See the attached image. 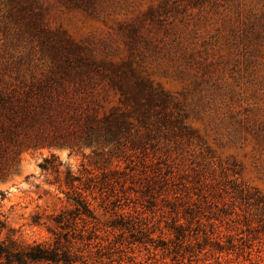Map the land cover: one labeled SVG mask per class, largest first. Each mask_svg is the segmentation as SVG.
<instances>
[{
    "label": "rangeland",
    "instance_id": "rangeland-1",
    "mask_svg": "<svg viewBox=\"0 0 264 264\" xmlns=\"http://www.w3.org/2000/svg\"><path fill=\"white\" fill-rule=\"evenodd\" d=\"M96 5L90 14L64 0H0V90L59 78L56 48L68 40L138 65L188 118L170 108L138 148L122 152L94 144L22 150L0 177V241L53 248L60 233L74 264H264V37L248 29L264 9L256 0ZM131 26L140 42L130 51ZM94 82L101 111L120 107L106 81ZM51 156L59 176L39 167ZM67 170L88 189L97 220L61 229L54 217L74 209L58 187Z\"/></svg>",
    "mask_w": 264,
    "mask_h": 264
},
{
    "label": "trees",
    "instance_id": "trees-1",
    "mask_svg": "<svg viewBox=\"0 0 264 264\" xmlns=\"http://www.w3.org/2000/svg\"><path fill=\"white\" fill-rule=\"evenodd\" d=\"M73 3L90 14H95L96 0H64ZM196 3L211 0H192ZM264 9V0H256ZM155 12L158 26H163L161 16L167 14L164 8ZM153 13L151 14V16ZM264 11L250 24L254 39L264 37ZM127 28V26L125 27ZM167 32V29H164ZM138 30L131 26L126 30L130 51L135 49ZM147 46V44L145 45ZM57 49L59 65L53 71L59 78L21 84L15 89L0 90V177L6 175L16 156L22 150L38 149L58 145H107L109 153L122 152L125 148H138L143 133L149 137L151 128L166 122L174 109L180 122L188 118L176 98L156 84L130 60L114 63L109 60L105 47L97 53L91 46H81L65 41ZM95 76L106 81L119 96L120 107L108 112L92 97ZM171 114V115H170ZM177 121V120H176ZM145 131V132H144ZM42 171L62 174L61 163L51 156L39 164ZM59 182V181H58ZM80 179L70 171L63 172V184L71 193L66 194L73 210H62L53 219L63 229L76 219L96 221L90 208L87 188L75 185ZM101 190V189H100ZM1 198L4 196L1 194ZM38 217H34L36 222ZM5 220L0 215V234L5 229ZM85 227V226H84ZM53 248L42 244L24 245L8 238L0 241V264H74L75 259L68 250H60L61 240L66 235L54 233ZM85 263L86 260L78 261Z\"/></svg>",
    "mask_w": 264,
    "mask_h": 264
}]
</instances>
